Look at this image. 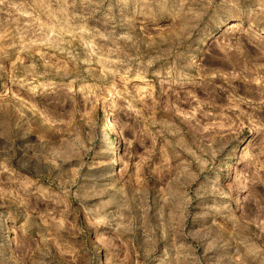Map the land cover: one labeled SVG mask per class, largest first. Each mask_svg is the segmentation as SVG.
<instances>
[{
	"label": "rangeland",
	"instance_id": "obj_1",
	"mask_svg": "<svg viewBox=\"0 0 264 264\" xmlns=\"http://www.w3.org/2000/svg\"><path fill=\"white\" fill-rule=\"evenodd\" d=\"M12 2L22 7L8 9L5 6L0 11V122L10 120L14 123L19 119L26 128L24 121L28 120L33 125V137L37 124L65 137L70 129L87 128L85 122H96L103 133H107L111 144L98 142L95 158H92L94 153L84 157L85 166L76 173L75 181L84 197L79 202L72 195L65 198L57 187V183L63 186L67 177L57 176L56 182H50L45 175L37 180L33 173L23 174L24 170L13 160L9 167L17 175L12 178L21 185L20 197L25 203L13 201L0 193V211L9 215L7 228L0 235H15L18 228L21 235H30L32 229L26 227L24 215L16 218V209L23 211L27 208L28 214L41 227L49 223L59 225L61 235L56 236V240L59 248L66 251L65 264H81L75 259V253L82 246L92 249L91 255L98 257L102 264H112L113 254L119 256V264H264V95H261L258 82L259 77H264V21L232 16L228 0H213L208 9H203L201 0H189L185 11L190 9L192 14L200 15L203 9V15L196 22L198 26L192 39L185 40L181 31L184 21L169 18L162 23L160 17L153 14L155 5L150 10L136 0L124 5L117 0H93L90 4L75 0L72 6L73 0H67L70 5L68 16L73 13L87 16L89 28L112 31L115 24V32L119 34L125 30L119 25L130 21V26L126 27H130L141 41L139 53L145 58L148 55L164 57L149 70L146 78L153 98H145L150 109L145 118L154 116L158 121L166 120L179 126L181 143L172 131L160 135L157 132L160 125L149 129L144 119L138 120L125 107L124 100L102 105L97 97L81 90V81L72 83L73 76L57 74L66 57L54 48L38 44L32 46V56L21 53L24 41H21L18 29H29L27 40L32 38V32L39 24H47L49 18L43 9L37 7L39 0ZM49 2V11L57 13L59 19V5L56 0H44V3ZM38 13L39 19L33 25V17ZM210 14L212 19H209ZM109 16L112 23L106 22ZM69 23L74 22L69 20ZM49 27H55V21ZM133 65L135 68V62ZM68 66L72 67L71 64ZM170 66L175 67L171 77L167 72ZM155 69L162 74L154 75ZM87 79L92 85V78ZM181 79L184 81L182 85L173 83ZM124 87V82L118 80L116 88ZM126 87L138 92L148 85L141 78H133ZM197 100L209 101L213 106L200 105L198 108ZM169 101L179 111L162 110ZM103 107L112 112L114 132L103 126ZM134 107L139 109L143 105ZM40 109L50 120L39 115ZM190 109L195 116L192 124L200 120L204 125L199 132L183 122V113ZM201 110L211 111L212 116H201ZM225 118H230L232 123L225 124ZM215 123L223 126L209 127ZM238 124L241 125L239 128ZM148 131L152 134L145 135ZM216 134L232 137L231 143L238 146V151L226 161L218 158L213 168L204 169L206 182L200 186L198 196L188 189L189 169L184 165L199 157L194 140ZM2 144L4 141L0 140ZM7 153L8 149H5L4 154ZM116 155L119 165L113 167ZM0 163L7 161L0 157ZM117 168L113 177L119 181L117 187L123 186L129 197H133L135 189L141 190L135 192L131 205L133 233L119 238L106 234L85 240L79 235V229L88 213L103 211L115 215L117 210L116 204L102 209L100 197L90 200L87 193L96 185L85 183V174ZM190 169L196 170L195 165H190ZM9 175L4 172L0 181L7 182ZM215 186L229 192V198L210 196L209 191L215 190ZM15 195L9 193V196ZM185 196L191 201L190 205H186ZM200 200H206L212 206L202 214L209 217L207 223L194 218ZM145 205L147 212L142 211ZM63 237L66 239L61 242ZM27 259L28 264H43L44 260L40 252H33ZM0 264H4L2 258Z\"/></svg>",
	"mask_w": 264,
	"mask_h": 264
},
{
	"label": "clouds",
	"instance_id": "obj_2",
	"mask_svg": "<svg viewBox=\"0 0 264 264\" xmlns=\"http://www.w3.org/2000/svg\"><path fill=\"white\" fill-rule=\"evenodd\" d=\"M92 2L93 0H85L86 4ZM129 2L130 0H117V3L122 5ZM136 2L150 10L154 5L157 6L153 14L158 15L162 23H166L169 18L182 19L184 27H182L181 31L184 34L185 40L192 39L194 29L198 26L196 22L202 18L203 9H208L213 4V0H201L203 5L201 14L194 15L190 9L185 11V5L189 4V0H136ZM228 2L232 6V16L242 19L255 17L260 21H264V0H228ZM56 3L59 5V19H57V13L49 11L51 8L50 2L44 3V0H39L37 7L44 10V14L48 16L49 21L47 24H39L36 30L32 32V38L27 40H25V37L28 36L29 29H18L20 39L24 41L21 44L20 52L32 56L34 54L32 46L38 44L54 48L66 57L62 68L57 74L73 76L72 83L77 80L81 81L83 84L81 90L85 91L87 95L97 97V101L102 105L117 99L124 100L125 107L130 109L131 113H134L138 120L144 119L149 129L160 125L157 128V132L160 135H164L167 131H172L183 143L182 130L179 126H174L170 121L166 120L158 121L154 116L145 118V113L150 111L145 98H153L150 83L146 78L149 70L154 69L158 60L164 59V57L148 55L145 58V56L139 53L141 41L133 34L130 27H126L130 26V21H125L124 24L119 25L125 29L119 34L115 32V28L117 27L115 24H113L112 31L101 32L97 28H89L87 26L88 17L85 15L73 13L71 16H68L67 8L70 5L67 0H56ZM74 4L75 0H73L72 6ZM5 6L8 9L22 7V5H17L12 0H0V11H3ZM212 18L213 16L210 14L209 19ZM38 19L39 13L33 17L32 24L35 25ZM69 20L74 23L70 24ZM53 21H55V27H49ZM106 22L112 23V17L109 16ZM45 29H48V31H44ZM65 37H68V39H65ZM189 47L191 46L189 45ZM19 62L23 65V60ZM133 62H135V68ZM69 64L72 67L69 68ZM94 65H98L99 67L96 68ZM32 67L34 68L35 65H32ZM174 71L175 67L170 66L167 70L168 76L171 77ZM28 74L31 75L32 73L29 72ZM153 74L161 75L162 73L159 69H155ZM109 76L112 77L111 80H109ZM88 77L92 78V85L88 84ZM133 78L143 79L148 87L138 92L128 90L126 85ZM118 80L124 82L125 87L123 89L116 88ZM97 82L103 83V88H101V83ZM258 82L262 89L261 95H264V77H259ZM173 83L182 85L184 81L181 79L173 81ZM109 92L111 95H106ZM176 95L177 100H179V94L177 93ZM189 95L191 96L192 94L189 93ZM192 99L196 98L192 96ZM188 102L190 103V101ZM196 103L198 108L200 105H207L209 108L213 106L206 100H197ZM136 104H142L143 107L137 109L134 107ZM162 110L172 113L179 111L171 101L167 102L166 106H162ZM200 114L205 118L212 116L211 111L201 110ZM183 115L185 116L183 122L187 123L191 130L199 132L200 128L204 127L200 120H196L195 125L192 124L195 116L191 114V109L188 113H183ZM237 120H239V116H237ZM24 123L27 124L26 128L21 124L19 119L15 120L14 123L10 122V120L0 122V140L4 141V144L0 145V157L4 161H7V163H0V175H3L4 172H9L10 174L7 182L0 181V193H4L6 198L13 201L25 203L23 198L20 197L21 185L17 183V180L12 178L17 173L13 172L9 167L12 161L15 160L16 165L24 170L23 174L33 173L36 175L37 180L44 178L45 175H47L50 182H56L57 176L62 178L67 177L68 179L64 181L63 186L57 183V187L64 194V197L72 195L78 202L84 199L80 194L81 187L75 183L77 179L76 173H79L85 166L84 157L86 155L94 153L92 157L94 159L95 154H98L95 153L98 142L111 144V141L107 139V133H103V130L99 128L96 122H85L87 128L78 126L68 130L67 136L59 137L54 132L37 124L33 137L31 134L32 123L28 120H25ZM224 123L230 125L232 121L230 118H225ZM222 126L219 123L209 125V127ZM240 126L238 124L237 128ZM149 134L152 133L150 131L145 132V135ZM217 136L221 138L218 139ZM232 139V137L224 138L223 134H216L211 138L194 140L199 157L184 165L185 169H189L187 179L189 190L196 192L199 196L200 186L206 182V178L203 175L204 169L213 168L218 158L226 161L230 156L236 155L238 146L231 143ZM168 143L171 144L172 141H168ZM5 149H8L6 155L4 154ZM101 151H104V149H101ZM193 155L195 154L193 153ZM192 164L196 168L194 171L190 169V165ZM91 167H94V165ZM73 169H75V172ZM116 171H118V168L85 174L87 179L84 182L96 185L87 193L90 200L96 197L102 198V209L113 204L117 205L115 215L103 211L88 213L87 218L82 221L79 229V235L83 236L85 240H91L96 236L106 234L119 238L125 234L133 233L134 218L132 216L133 208L131 205L134 203L135 192L141 190L135 189L133 197H129L123 186L117 187L119 181L113 179ZM73 188L76 191H72ZM13 192L16 195L9 196V193ZM209 195L229 198L230 193L215 186V190H210ZM185 202L186 205H190L191 203L187 196H185ZM197 207L199 211L194 213V218L207 223L209 217L202 214L206 210L211 209L210 202L200 200ZM225 207L227 206L225 205ZM142 211L147 212L146 205ZM20 215H24L25 225L26 227H30L32 232L30 235L24 236L20 234L21 230L18 228L15 235H0V258H2L4 264H28L27 258L33 252H40L41 257L44 258L43 264H65L67 261L66 251L59 248L56 240V236L61 235L59 225L49 223L47 226L41 227L32 218V215L28 214L27 208H24L23 211L16 209V218H19ZM36 216L38 217L39 214L37 213ZM8 221L9 215L0 211V233L5 232ZM30 221L31 223H29ZM64 239L66 237H63L61 242ZM91 253L92 249L82 246L76 251L75 259L81 261V264H92L93 260H95V264H102L99 258L91 255ZM112 264H119L118 255L113 254Z\"/></svg>",
	"mask_w": 264,
	"mask_h": 264
},
{
	"label": "bare ground",
	"instance_id": "obj_3",
	"mask_svg": "<svg viewBox=\"0 0 264 264\" xmlns=\"http://www.w3.org/2000/svg\"><path fill=\"white\" fill-rule=\"evenodd\" d=\"M39 115L41 117H43L45 120H50L48 119V116L46 115V113L43 110H39ZM112 116V112L109 111V109H107L106 107H103V113L101 116L102 122H103V126L105 129H109L112 132L116 131V127L114 124L113 119L111 118ZM118 155V154H117ZM116 155V157L113 159L112 162H114L113 167L119 165L118 163V156Z\"/></svg>",
	"mask_w": 264,
	"mask_h": 264
}]
</instances>
